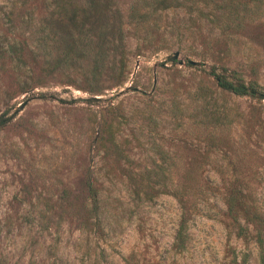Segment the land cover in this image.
<instances>
[{"label":"rangeland","instance_id":"obj_1","mask_svg":"<svg viewBox=\"0 0 264 264\" xmlns=\"http://www.w3.org/2000/svg\"><path fill=\"white\" fill-rule=\"evenodd\" d=\"M149 1L114 0L125 80L108 72L86 102L80 70L33 49L54 0H0V264H261L257 231L236 236L225 202L264 220V100L217 81L264 94V18L221 30L178 8L127 22ZM180 206L189 239L174 253Z\"/></svg>","mask_w":264,"mask_h":264},{"label":"trees","instance_id":"obj_2","mask_svg":"<svg viewBox=\"0 0 264 264\" xmlns=\"http://www.w3.org/2000/svg\"><path fill=\"white\" fill-rule=\"evenodd\" d=\"M178 8L194 19L205 20L221 30L236 31L246 22L264 18V0H150L145 6L131 5L126 19L131 24L143 26L155 19L159 12ZM123 18L114 0H54L53 9L39 21L33 49L52 67L79 69L88 86L81 90L90 95L83 100L93 102L91 95L100 92L99 83L108 72H112L111 79L116 84L125 80ZM21 50L14 42L9 44L7 53L11 61L20 60ZM117 65L120 67L117 68ZM115 70H119L118 73ZM217 82L221 89L238 96L246 94L249 89L253 90L252 84L246 85L240 78L234 82L219 78ZM90 196L94 198L93 191H90ZM225 209L236 236L245 237L249 226L257 231L254 242L263 264L264 249L260 232L264 230L261 227L264 220L255 210L236 204L232 196L226 200ZM186 214L180 206L171 243L174 253H182L186 249L189 239ZM241 214L243 217L239 219ZM241 220L244 224H241ZM233 264H247L246 253L241 254L239 262L234 259Z\"/></svg>","mask_w":264,"mask_h":264},{"label":"water","instance_id":"obj_3","mask_svg":"<svg viewBox=\"0 0 264 264\" xmlns=\"http://www.w3.org/2000/svg\"><path fill=\"white\" fill-rule=\"evenodd\" d=\"M177 57H178V53H177V52H174V53H172V55L170 56V59H171L172 61H174V60L177 59ZM181 63H182V62L180 61V64H181ZM186 63L189 64L190 66H197V65H198V62L193 61V60H187ZM247 92H248L250 95H252L254 98H256V99L264 100V94H263V93H260V92H257V91L251 90V89L247 90ZM91 99H92L93 101H95V100H98L99 97H94V96H93V97H91ZM25 103H26V100H25V101H22V102L17 106V108H16V110H15V113H17L20 109H22V107L25 105Z\"/></svg>","mask_w":264,"mask_h":264}]
</instances>
